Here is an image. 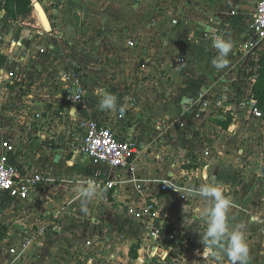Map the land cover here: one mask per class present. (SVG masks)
Wrapping results in <instances>:
<instances>
[{
	"label": "rangeland",
	"instance_id": "374dc122",
	"mask_svg": "<svg viewBox=\"0 0 264 264\" xmlns=\"http://www.w3.org/2000/svg\"><path fill=\"white\" fill-rule=\"evenodd\" d=\"M3 1L0 0V49H9L11 55L0 51L1 75L8 71L5 69L9 60L11 64L8 69L15 72L16 65L12 64L20 62L19 59L24 54L18 50V45H12L16 41L12 32L17 28L33 30L32 26H36L39 21L37 18L31 21L7 17L3 11ZM129 11L127 14H141L139 10L133 13L135 9L132 8ZM134 26H142L145 30L147 25L140 20L134 22ZM39 27L43 31L41 24ZM125 27L130 26H123L121 30L123 37L120 42L114 44L108 42L105 44L104 40L96 42V46L89 48L91 55L87 62L84 60L78 62L79 71L84 74L76 71L82 75V79L85 80L83 84L84 86L86 84L89 90L86 99L75 106L82 114L80 116L76 114L78 118L74 123L70 122V119L63 120L64 116H59L61 142L57 143L61 152L58 155L65 157L60 160V166L64 168L65 165L69 169L70 166L65 163L73 159V167L77 173L75 177L82 173H85L83 174L85 176L95 174L96 167L80 152L85 136L84 129L88 125L85 124L88 118L86 114L115 116L120 135L124 140L134 141L139 146V160L133 169L139 170V173L142 170L146 177L151 172L155 174L158 172V177L162 176L158 179L144 180L140 175L137 179L141 180L135 181L134 173H131L132 177L129 180H134L138 185L148 186L151 183L155 185L148 190L147 193H153L154 196H149L147 201L154 199L158 205L156 209L162 211L164 218L168 219L170 211L185 210L187 213L183 215L180 211L177 218L182 222L187 217L189 221L187 231L185 229L177 231L182 233L184 243L177 252L167 251L169 253L167 262L230 264L228 258L223 255L219 258L202 255L200 234L206 230V224L192 211L194 207L200 206V201L195 197L188 199L183 197L185 190H196L203 184L211 183V174L216 172L222 176V180L217 181L223 186L224 195L231 201L228 216L230 228L244 226L243 231L249 247L248 264H264V117L262 120L255 119L250 112L251 100L244 97L238 101L239 94L233 91L236 89L233 87H236L239 81L246 83L245 87H248V79L237 78L233 83L227 81L224 85L221 82L220 89H214L210 96H207L206 92H201L196 98L194 95L200 91L199 82L196 81L204 80L206 75H209L208 80L214 79L218 72L221 74V70H207L208 65L202 66L200 70H195V66L190 68L194 64L178 66L174 61L176 55L166 54L163 47H160V44L167 42L161 38L162 32L155 33L151 39L142 34L127 36ZM81 39H78L76 45L80 48L83 42ZM89 39L93 40L92 37ZM127 40L139 41L140 45L137 49L136 47L131 49L129 45L128 48ZM104 44L108 45L105 48L109 47L107 51L102 47ZM257 53L250 52L246 55L245 63L250 64L249 69L245 71L246 74L255 71V64L259 59ZM227 59L229 62V56ZM194 60L204 62L199 58ZM71 63L69 61V65ZM83 65L86 70L81 68ZM101 89L117 97L118 105L124 106L123 113L100 109L98 90ZM203 98L206 102L211 100L213 102H209V106L205 107L202 104L205 102ZM220 98L222 100H219ZM20 107L19 103L11 104L9 111L13 110L16 117L17 114L24 112V108ZM60 107L63 111L64 105L60 104ZM56 108L60 110L59 105ZM43 112L42 108L40 113ZM227 115L232 116L234 120L228 129H224L220 123ZM208 150H211L212 156L210 154L203 159ZM69 155H72V159L68 158ZM207 165H213V168L209 169ZM221 165H225L224 170L229 168L231 171L223 174ZM59 172L62 173L61 168ZM162 180L171 181L172 188L178 193L175 190L166 195L158 192V184ZM90 184L98 189L104 186L99 181H92ZM87 185L85 187H88ZM131 195L124 192L122 198L117 197L115 200L116 205H110L105 193L104 200L98 194L85 202L81 194L78 197L67 198L66 195L61 196V193H50L47 190L46 195L43 198L38 197L36 202H33L34 198L30 203L16 204L14 199L1 193L0 239L6 236L7 238L0 242V264H73L75 262L71 260L70 254L82 256L78 264H111L112 255L126 253L136 246L142 249L141 245L149 243L150 239L155 240L151 232L145 229L142 234L134 235L130 229L128 233L127 227L133 226L132 224L128 223L126 227L121 223L114 224L113 217L109 218L104 214V210L122 208L123 218L136 223L137 220L129 214V209L140 206H131L136 199ZM66 220L69 224L73 223V228L67 226ZM52 222H55L57 233L52 230L54 227ZM62 222L65 223L64 227ZM99 225H102L104 230H101ZM61 227L64 229L61 230ZM84 229L88 230L83 232ZM133 229L135 230V227ZM78 231L82 236L77 235L78 240L72 246L71 238L74 236L71 237L70 233ZM89 231L98 232L95 235L100 239L89 243L90 248L87 249L84 242L86 237L83 236ZM55 235L59 237L54 239ZM12 246L21 249L17 255L10 254L8 249Z\"/></svg>",
	"mask_w": 264,
	"mask_h": 264
},
{
	"label": "crops",
	"instance_id": "0c3cea01",
	"mask_svg": "<svg viewBox=\"0 0 264 264\" xmlns=\"http://www.w3.org/2000/svg\"><path fill=\"white\" fill-rule=\"evenodd\" d=\"M7 1L8 0H4L2 2L5 14L7 13L5 10ZM31 1L32 6L35 1L41 2L50 19L52 33L46 34L42 31L39 27L40 24L38 20L36 26L31 25L33 30H18L17 28L15 32H12L16 40L12 45H18V50L24 54L20 57V62L12 64L13 66L16 65L14 71L18 73V79L14 81L13 85L8 83L10 82L8 74L13 72L12 69H8V66L11 64L10 60L5 69L6 71L8 70V73L6 72L4 75H1L0 73V83L7 82L9 84V86H7L8 92L6 93L5 98L0 100V155H5L6 150L3 148V143L8 142L13 148L8 153L7 163L9 165L27 170L31 174H39L43 176L45 182L40 185L38 194L33 202H36L38 197L43 198V196L46 195L47 190H49L50 193H61V196L66 195L65 197L67 198L78 197L81 194L78 190L81 188H87L85 186L92 181H99L103 185L105 182L116 181L118 183L112 190L108 191L104 186L99 187L100 190L97 187H94L100 194V198L103 197L104 193L107 195L106 199L110 205H116L115 200L117 197L122 198L124 192L130 193L132 194V197L136 198L131 203V206L142 207L147 202H151V200L156 202L151 198L154 196L152 195L153 193H147L151 187H155L154 184L151 185V183L147 186L146 184L138 185L134 182L141 180L137 179L140 175L144 180L146 178L158 179L162 178V176L158 177V172H156V174L155 172H151L147 177L141 172L142 170H140L139 173V170L137 171V169H133L138 161H135L134 165H131L128 169L113 171L105 166L94 165L88 158L97 170L95 174L87 175L88 177L83 175L85 173H82L79 177H75V174L77 173H75L76 170L73 167L74 163L72 155L68 156V158L72 160L66 161L65 163L67 166H70L69 169H67L65 165H63L64 168L60 166V160L65 159V157L58 155V153L61 152V150H58L59 145L57 143L61 142L59 141L61 134L59 130L60 127H58V121L60 120L59 116H64V118H62L63 120L70 119V122L74 123V120H77L78 118L76 114L79 116L82 114V111L75 109L76 105L73 106L64 102L63 91L61 88L62 77L68 70H80L78 62H83V60L87 62L91 55V50L89 48L90 46H96V42H101L103 40L105 41V44H107V42L109 44L120 42L123 37L121 34L123 26H130L127 28L125 27L127 36L132 34L134 36L142 34V36L151 39L155 33L162 32L161 38L167 40L166 44H160V47H163V51L166 54L170 53V55H176L174 61L178 66L182 67L183 65L194 64L191 65L190 68H194L195 66V70H200L202 66L208 65L207 70L219 71V69H216L212 65V61L217 56V50L212 46L213 35L223 36L225 39L231 41L233 45L232 50L228 55L230 61L226 67L220 69L221 74L218 72L217 77H214V79L211 78L208 80L209 75H206L204 80L198 78L200 81L196 82H199L200 91L194 96H198L201 92H206L207 96H210V92H213L214 89H220L221 82H223L224 85L227 81L233 83L237 78L239 80L246 78L248 79L249 86L245 87L246 83L239 81L238 85L233 87L236 88L233 91L239 94L237 96V98L239 97L238 101L244 97L248 100L251 98L253 82L257 79L258 71L260 69V53L264 50V41H255L254 38L256 37L252 33L253 18L257 4L261 0ZM131 8L135 9L133 13H137L139 10L141 14H127L130 12L129 10H131ZM19 18H24L25 20L30 19L33 21L37 17L34 11H32L30 16ZM140 20L143 24L147 25L145 30L142 26H134V22H139ZM33 23L35 24V22ZM130 23L132 24L130 25ZM95 36H97V38H95ZM91 37L93 39L92 41L89 39ZM78 39L83 41L82 48L76 46L78 45ZM87 39H89V41H86ZM127 41V47L129 42H135L134 47H130L131 49L135 47V49H137V46L140 45L139 41ZM182 42L188 43L183 44ZM105 44L102 45V47L107 51L109 47L105 48L108 46H105ZM0 51L6 55H11L9 49H0ZM250 52H258L257 57L259 59L255 64V71L246 74L245 71H247L246 69H249L250 64H246L244 59ZM198 58L204 62L202 63L201 61L197 62L194 60ZM69 61L72 62L70 65ZM241 62L242 64H240ZM81 68L86 70L84 65L81 66ZM248 76H250V78H248ZM202 85L205 87L202 88ZM206 87H210V89H206ZM85 88L86 95L84 100L86 99L89 90L86 84ZM28 93L31 94L33 100L25 101V96ZM19 97H24V101ZM51 98H53L54 101ZM204 98L203 100L206 102V99ZM219 100L222 99L220 98ZM209 102H213V100L207 101L208 104ZM18 103L21 105L20 108H24V112H21L19 115L17 114L15 117L14 111H9V108L11 104ZM22 103L26 104L22 105ZM60 104L64 105L63 111H61L62 107H60ZM58 105L60 110L56 108ZM222 106L226 107L225 105ZM42 108L44 112L40 113ZM37 114H41L42 116L37 118ZM229 116L230 115H227L226 119L222 122H225ZM86 118L87 121L85 124L97 121L100 124L110 127L118 139L124 140V137L120 135L121 133L118 129L115 116H89L86 114ZM233 120L232 117V121ZM66 126L68 125L66 124ZM210 154L211 150L206 151L203 159ZM210 156H212V154ZM137 160H139V158ZM207 166L209 169L213 168V165ZM224 166L225 165H221L220 168L223 169ZM60 168L62 169V173L59 172ZM216 169L218 170V168ZM230 171L229 168H227V170L223 169V174ZM131 173H134L133 178H136L135 181L129 180L132 177ZM211 177V183L219 184L217 180H222V176L217 175L216 172L211 174ZM145 186L147 189H145ZM158 186V192H160V183ZM153 190H155V188H153ZM63 192L66 194H63ZM140 194L141 196H139ZM149 196H151V199L147 201ZM102 199L104 200V197ZM15 201L16 204L30 203ZM121 209L122 208L107 211L104 210V214L109 216V218L113 217L114 224L121 223L124 224L125 227L132 224L133 226L127 227L128 233L130 229L135 233L134 235L142 234L145 229L148 232H151L152 223L149 220L144 219L132 223L129 219L123 218V212ZM180 211L183 215L187 214L185 210L170 211L168 219L166 218V220L176 229V231H182L183 229L187 231V229H189L188 218L186 217L182 222L177 219ZM65 222L69 228H73V223L69 224V221L67 220ZM62 225L64 227L65 223L62 222ZM99 226L101 230H104L102 225ZM134 227L135 230L133 229ZM74 228H76V226ZM62 229L64 228L61 227V230ZM87 230L88 229H84L82 231L86 232ZM112 230H114V227ZM61 232L62 231H60V234ZM79 232L80 231L70 233L71 237L74 236L72 237L73 239L71 238L72 246H74L75 242L78 240L77 235L82 236ZM55 233H57V230ZM95 233L97 234L98 232ZM95 233L89 231L87 234H83V237H86L84 242L87 249L90 248L88 246L89 243H94L100 239ZM60 234L58 235L61 236ZM58 235H55L53 238H58ZM6 238L0 240V242L5 241ZM141 246H143L142 249L139 246L135 247V250L137 251L135 254L132 253L131 248L126 253L112 255L110 263L170 264L167 261H160L154 257L155 251L158 248H161L155 240L150 239L149 243ZM70 255L71 260L75 262L73 264H78L80 262L82 256L76 254ZM87 257L89 258L90 256L88 255Z\"/></svg>",
	"mask_w": 264,
	"mask_h": 264
},
{
	"label": "built area",
	"instance_id": "2783aa9c",
	"mask_svg": "<svg viewBox=\"0 0 264 264\" xmlns=\"http://www.w3.org/2000/svg\"><path fill=\"white\" fill-rule=\"evenodd\" d=\"M252 33L259 42L264 41V0H261L256 7V12L253 18ZM129 47H134V42L128 43ZM10 82L13 85L14 81L18 79L17 72H10L8 74ZM61 88L63 91V100L69 105H78L81 103L86 95V88L83 84L82 75L76 70H68L62 77ZM8 83H0V100L4 99L8 92ZM27 89V88H26ZM24 101V97H19ZM33 100L31 94H26L25 101ZM26 103H22L25 105ZM205 107H208L207 102H202ZM251 114L255 119L262 120L264 117V110L251 103ZM42 115L37 114V118ZM84 140L80 147V152L89 158L96 166H105L113 171L128 169L134 165L139 158L140 151L137 143L131 140L118 139L113 130L97 121L89 122L84 132ZM3 148L6 150L5 155H0V193L8 195L10 198L20 202H30L38 194L41 184L45 182L42 175L31 174L27 170L13 167L7 163L8 153L13 149L8 142L3 143ZM118 183L116 181L106 182L104 186L108 190H112ZM101 186V184H100ZM160 192L164 195L175 190L171 186V181L162 180L160 182ZM157 203L151 200L142 207L130 208L129 214L137 221L144 219L152 223V237L158 243H163L167 238L164 232L167 231L170 224L166 218L162 216V211L157 208ZM56 218V217H55ZM53 231L57 230L55 222H52ZM177 231L174 233L176 234ZM174 234L169 236V241L175 239ZM182 236V233H180ZM184 242L178 244L175 249H170L171 253L177 252ZM159 247H161L159 245ZM162 248V247H161ZM168 251L167 249L163 248ZM10 254L17 255L19 247L12 246L8 249Z\"/></svg>",
	"mask_w": 264,
	"mask_h": 264
},
{
	"label": "clouds",
	"instance_id": "9594fccd",
	"mask_svg": "<svg viewBox=\"0 0 264 264\" xmlns=\"http://www.w3.org/2000/svg\"><path fill=\"white\" fill-rule=\"evenodd\" d=\"M214 31V30H213ZM213 48L217 50V56L212 61L216 69H222L228 64V55L232 50L231 41L220 35H213ZM99 91V107L102 111H119L123 113L124 106L118 105L117 97L104 90ZM85 202L92 200L99 193L89 184L87 188L78 190ZM185 199L198 198L200 206L193 208V214L204 221L206 230L201 236L204 257L219 258L226 256L230 264H248L249 247L243 231L244 226H229L228 216L231 210V201L224 195L223 186L218 183H207L198 189L185 190ZM85 211L87 209H84Z\"/></svg>",
	"mask_w": 264,
	"mask_h": 264
},
{
	"label": "trees",
	"instance_id": "16d2710c",
	"mask_svg": "<svg viewBox=\"0 0 264 264\" xmlns=\"http://www.w3.org/2000/svg\"><path fill=\"white\" fill-rule=\"evenodd\" d=\"M6 16L11 17L12 19H17L19 17H27L32 14V1L31 0H8L5 5ZM251 103L255 104L257 107L264 110V50L260 53V69L258 71V77L253 82L252 95H251ZM232 121V117H228L225 122H221L220 124L224 129H228L230 123ZM176 229L171 225L164 232V235L167 237L163 243H159L162 248L167 250L175 249L178 244L183 242V237L180 233H176ZM174 234L175 239L173 241H169V236ZM5 237H2L0 240H3ZM132 253H137L135 248H132ZM136 257V255H135Z\"/></svg>",
	"mask_w": 264,
	"mask_h": 264
},
{
	"label": "water",
	"instance_id": "95a60500",
	"mask_svg": "<svg viewBox=\"0 0 264 264\" xmlns=\"http://www.w3.org/2000/svg\"><path fill=\"white\" fill-rule=\"evenodd\" d=\"M32 7H33V11H34L37 19L39 20V22L41 24V27H42L43 31L46 34L52 33V25H51L50 19L48 17V14H47L46 10L42 6L41 2L40 1H35L33 3ZM263 173H264V169H263ZM168 254L169 253L166 250L158 248L156 250V253H155L154 257L157 260L166 261L167 257H168Z\"/></svg>",
	"mask_w": 264,
	"mask_h": 264
}]
</instances>
